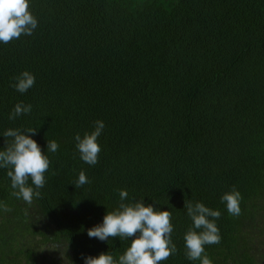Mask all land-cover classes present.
Wrapping results in <instances>:
<instances>
[{"label": "trees", "instance_id": "trees-1", "mask_svg": "<svg viewBox=\"0 0 264 264\" xmlns=\"http://www.w3.org/2000/svg\"><path fill=\"white\" fill-rule=\"evenodd\" d=\"M29 3L32 35L0 42V151L7 129L33 128L50 167L31 205L0 168V204L11 209H0V264L118 260L134 237L87 232L118 208L119 190L124 203L143 198L172 213L177 252L162 264H200L185 256L188 201L221 213L220 243L205 246L213 264H264V0ZM24 71L35 84L20 93L12 85ZM17 103L32 110L10 120ZM97 120L105 127L93 166L75 135ZM81 171L89 183L76 188ZM233 187L239 216L221 202Z\"/></svg>", "mask_w": 264, "mask_h": 264}, {"label": "clouds", "instance_id": "clouds-1", "mask_svg": "<svg viewBox=\"0 0 264 264\" xmlns=\"http://www.w3.org/2000/svg\"><path fill=\"white\" fill-rule=\"evenodd\" d=\"M38 26L36 17L30 11L29 0H0V42L7 44L22 35H32ZM12 85L18 92L25 93L35 84V76L28 71L15 78ZM30 104L17 103L9 115L10 120L29 114ZM105 125L103 121H95V130L91 133L75 135L76 148L80 159L88 165H95L101 151L98 137ZM36 129L9 128L3 133L4 150L0 151V168H7V176L11 180V193L17 199H22L31 205L34 197L39 198L45 185V173L49 170V157L41 150L40 145L32 139ZM11 138V141H8ZM59 148L55 140L47 141V150L55 153ZM31 179L32 185H28ZM89 183L86 174L81 171L76 188ZM121 203L113 211H107L102 224L90 228L87 232L90 238L106 241L119 237L131 239L130 246L119 256L118 260L109 253H101L97 257H84L85 264H162L177 252L171 235L173 232L172 213L168 210H157L152 204H145L144 199L124 203L128 197L126 190H119ZM242 196L233 187L230 192L221 197L229 214H241L240 202ZM184 207L192 221L184 235L185 256L188 260L199 261L200 264H213L205 253V246L220 243L221 236L215 220L221 213L206 207L203 203L185 202ZM0 209L10 212L7 205L0 204ZM212 218V219H209ZM200 230V231H197Z\"/></svg>", "mask_w": 264, "mask_h": 264}, {"label": "rangeland", "instance_id": "rangeland-1", "mask_svg": "<svg viewBox=\"0 0 264 264\" xmlns=\"http://www.w3.org/2000/svg\"><path fill=\"white\" fill-rule=\"evenodd\" d=\"M53 253L54 252L49 251V250L45 251V254L49 255L48 258H53V255H54ZM49 260H51V259H49ZM44 264H47V263H44Z\"/></svg>", "mask_w": 264, "mask_h": 264}]
</instances>
